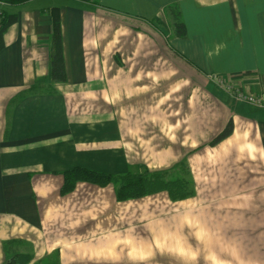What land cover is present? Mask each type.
<instances>
[{"label": "crops", "instance_id": "obj_1", "mask_svg": "<svg viewBox=\"0 0 264 264\" xmlns=\"http://www.w3.org/2000/svg\"><path fill=\"white\" fill-rule=\"evenodd\" d=\"M171 5L185 37L175 35ZM53 7L67 74L59 83L50 77ZM3 13L18 20L0 49V264L8 241L29 245L18 246L32 254L28 264L54 253L60 264L239 263L208 256L198 233L175 246L156 233L195 226L182 207L212 181L199 173L211 162L204 147L224 163L211 167L232 170L211 183L215 198L222 185L251 183L252 172L264 177V109L213 80L264 96V0H29L0 2V23ZM38 84L54 91L28 92ZM230 120L233 133L210 145ZM241 152L255 164L239 175ZM182 161L193 175L188 199L162 191L120 201L115 184L90 182L61 193L73 167L125 174Z\"/></svg>", "mask_w": 264, "mask_h": 264}, {"label": "rangeland", "instance_id": "obj_2", "mask_svg": "<svg viewBox=\"0 0 264 264\" xmlns=\"http://www.w3.org/2000/svg\"><path fill=\"white\" fill-rule=\"evenodd\" d=\"M208 149L207 146L204 147V161L208 160L211 161L210 164L213 162L217 166H223L224 163L219 165L217 162L221 160L218 158L219 156L215 157L217 151L209 152ZM207 152H209L208 155ZM247 155V152H241L235 159L239 165L236 168L239 175H241V171L247 173L246 170L250 163L255 164L254 160L249 161ZM210 164H207L208 169H203L199 173L202 177L207 173L208 180H212L211 183L217 178L219 172L232 171L228 168L217 169L218 167H211L212 164ZM145 171L146 169H141L136 173ZM155 171H168L165 175L167 179H185L194 188L192 171L186 161L178 163L171 169ZM256 179H259V182ZM250 182L222 185L216 193L219 198H215L216 195L212 190H209L212 187L211 183H201L199 196L196 199L188 200V203L182 207L189 210L191 215L188 219H191V224L194 223L195 226H190L186 231H157L156 240L166 244L169 236L172 235V245L175 246L176 243L184 239L193 240V243L195 233H198L210 245L209 248H205V252L209 251L208 256L220 255L221 262L228 261V256H235L237 257L235 261L241 262L234 263L232 260V262L223 264H248L251 261V264H260V257L264 255V177L261 173L256 175L252 172ZM196 211L198 212L196 213ZM194 219H197L196 223ZM21 246L25 249L29 247L25 243H22ZM179 250L182 251V248ZM173 255L176 254L173 253Z\"/></svg>", "mask_w": 264, "mask_h": 264}, {"label": "trees", "instance_id": "obj_3", "mask_svg": "<svg viewBox=\"0 0 264 264\" xmlns=\"http://www.w3.org/2000/svg\"><path fill=\"white\" fill-rule=\"evenodd\" d=\"M29 0H0L7 4H20ZM93 3L96 0H80ZM52 15V31L50 35V77L53 82H65L67 80L64 50L61 12L58 7L50 10ZM0 23V49L3 47V39L6 30L18 20L16 14L3 13ZM167 15L171 21L175 35L178 37L186 36V25L180 9L171 5L167 9ZM50 91L53 89L41 87L39 84L33 86L28 92ZM234 131V123L230 120L225 128L211 140L210 145H216L229 137ZM179 167V166H178ZM168 171H150L144 173L127 172L125 174H112L98 171L86 167H73L63 172L64 183L61 193L67 194L73 191L78 182H90L100 186L108 184L116 185V196L120 201L141 198L147 195L166 191L173 201L183 200L194 194V188L185 179H167L165 175ZM23 242L8 241L4 244L7 259L3 264H28L33 256L29 251H21L18 246ZM35 264H60L57 253L51 254Z\"/></svg>", "mask_w": 264, "mask_h": 264}, {"label": "built area", "instance_id": "obj_4", "mask_svg": "<svg viewBox=\"0 0 264 264\" xmlns=\"http://www.w3.org/2000/svg\"><path fill=\"white\" fill-rule=\"evenodd\" d=\"M213 80L219 85L222 86L225 91L231 94L237 101L246 103L257 108L264 109V96L257 95L254 93L247 92L241 88L235 87L229 81H226L223 78L213 76Z\"/></svg>", "mask_w": 264, "mask_h": 264}]
</instances>
